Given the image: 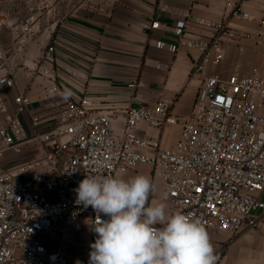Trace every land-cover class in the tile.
<instances>
[{
    "label": "built area",
    "instance_id": "built-area-1",
    "mask_svg": "<svg viewBox=\"0 0 264 264\" xmlns=\"http://www.w3.org/2000/svg\"><path fill=\"white\" fill-rule=\"evenodd\" d=\"M53 2L28 0L27 15L14 23L0 0V264H89L96 239L90 225L97 214L76 203L75 189L86 176L117 177L140 164L149 165L152 176L161 180L167 210L191 214L206 230L236 233L264 221V77L256 69L227 75L208 71L223 62L226 42L251 34H239L227 20L201 18L197 23L211 35L187 38L188 20L176 21L177 40L167 48L173 53L182 48L200 52L191 71L192 78H199V90L187 119L175 116L172 103L160 99L153 107L129 106L115 129L84 83L80 96L67 100L53 121L40 128L38 117L32 116L29 125L24 119L32 101L13 57L36 40L37 22L60 2L49 42L33 65L19 66L27 79L53 80L47 94L64 95L58 82L64 54L59 26L67 19L70 0ZM229 6L231 17L249 18L239 6ZM159 25L153 20L147 28ZM260 26L264 28V19ZM5 29L11 32L9 47L1 37ZM156 45L163 48L166 43L159 40ZM137 85V78L128 84L132 89ZM141 123L157 130L180 124L181 136L165 148L159 136L137 133ZM30 145L36 148L32 158L10 168L2 164L6 152L20 154ZM65 224L89 235L90 243L80 245L76 257L64 246Z\"/></svg>",
    "mask_w": 264,
    "mask_h": 264
},
{
    "label": "crops",
    "instance_id": "crops-1",
    "mask_svg": "<svg viewBox=\"0 0 264 264\" xmlns=\"http://www.w3.org/2000/svg\"><path fill=\"white\" fill-rule=\"evenodd\" d=\"M35 1L45 5L54 3L53 0ZM27 3L28 0H4L3 9L17 23L27 15ZM229 4L239 6L249 18L231 17ZM60 7V2L52 5L53 13L37 22L40 31L36 40L13 57L21 83L32 101L24 116L28 125L29 119L36 116L40 128L48 126L60 106L80 96L79 86L84 83L98 101V108L110 115L115 129L122 125L129 106L153 107L160 99L172 103L175 116L189 118L200 83L199 78L191 77V71L200 52L182 48L173 53L167 48L168 44L176 42L174 26L182 19L188 20L187 38L203 39L211 35L208 28L197 23L201 18L211 22L227 20L239 34H251L250 38H241L236 43L226 42L223 62L218 67L210 66L208 71L227 75L234 71L251 73L254 69L259 73L264 68V28L260 26L264 19V0H70L67 19L59 26L63 32L60 43L64 54L60 57L58 82L64 86L65 93L63 96L49 95L46 88L53 80L42 76L27 79L19 65H33L40 56L55 28L53 20ZM153 20L160 22L159 27L148 29ZM258 32L263 35L258 36ZM2 37L4 45L9 47L10 30L5 29ZM159 40L166 46L158 48ZM134 78L138 79V85L132 89L128 84ZM5 92L12 96L11 90ZM181 130L180 124L157 130L141 123L137 133L159 136L161 145L169 148L180 138ZM35 153V145L23 148L20 154L6 152L2 164L7 168L14 167ZM136 175L149 177L155 185L150 203H165L161 197L162 182L152 176L149 165L140 164L117 177L128 179ZM65 229L64 246L76 257L79 246L90 243L89 235L69 224H65ZM206 231L217 256L216 264H264V221L255 227L245 226L236 233Z\"/></svg>",
    "mask_w": 264,
    "mask_h": 264
},
{
    "label": "clouds",
    "instance_id": "clouds-1",
    "mask_svg": "<svg viewBox=\"0 0 264 264\" xmlns=\"http://www.w3.org/2000/svg\"><path fill=\"white\" fill-rule=\"evenodd\" d=\"M151 179L86 176L76 203L96 212L89 264H216L209 234L199 219L149 203ZM107 217L102 219L101 216Z\"/></svg>",
    "mask_w": 264,
    "mask_h": 264
},
{
    "label": "rangeland",
    "instance_id": "rangeland-1",
    "mask_svg": "<svg viewBox=\"0 0 264 264\" xmlns=\"http://www.w3.org/2000/svg\"><path fill=\"white\" fill-rule=\"evenodd\" d=\"M1 37H2V33H1ZM3 38V37H2ZM257 44H260V43H257ZM259 71V70H258ZM259 74L261 75V76H264V68H262V71H259ZM256 215H259L260 214V212H257V213H255Z\"/></svg>",
    "mask_w": 264,
    "mask_h": 264
}]
</instances>
